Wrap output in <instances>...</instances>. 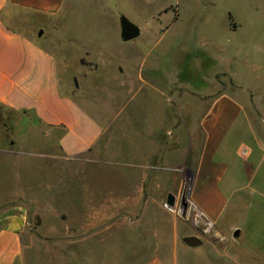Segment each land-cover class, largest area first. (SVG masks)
Returning <instances> with one entry per match:
<instances>
[{"label": "rangeland", "instance_id": "374dc122", "mask_svg": "<svg viewBox=\"0 0 264 264\" xmlns=\"http://www.w3.org/2000/svg\"><path fill=\"white\" fill-rule=\"evenodd\" d=\"M122 15L140 26L139 37L122 41ZM8 20L57 56L63 90L110 125L104 143L81 163H62L34 153L54 150L37 120L0 109V199L8 198L0 201V209L16 203L27 207L29 225L23 240L29 245L28 264H69L73 252L78 257V246L43 241L76 235L66 228L81 224L80 207L86 203L81 199L86 195L89 210L100 198L112 212L114 194L126 195L131 186L140 187L145 164L152 166L153 174L146 191L161 195L166 208L169 192L156 183L168 180L167 188L178 203L171 213L192 224L196 217L188 202L187 167L183 168L185 185L157 175L170 165L164 155L166 145L173 144L168 132L172 115L183 114L181 122L188 115L193 118L190 125H183L188 136L198 130L195 118L206 112L218 92L235 91L243 83L254 96L259 90L264 100V0H67L56 16L16 8ZM130 157L142 166L129 168L128 163L117 162ZM18 193L21 199H10ZM181 198L188 203L186 208L181 207ZM257 219L244 223L236 217L233 224L244 223L253 232ZM155 221L151 212L141 223L154 225ZM116 223L131 222L121 218ZM103 235L112 241L111 233ZM108 247L105 243L93 253L106 259ZM219 247L198 249L201 263L210 264V259L214 264L232 260L264 264L261 249L249 248L247 230ZM74 256L71 260L78 261Z\"/></svg>", "mask_w": 264, "mask_h": 264}, {"label": "crops", "instance_id": "0c3cea01", "mask_svg": "<svg viewBox=\"0 0 264 264\" xmlns=\"http://www.w3.org/2000/svg\"><path fill=\"white\" fill-rule=\"evenodd\" d=\"M66 1L0 0V108L32 117L44 128V136L54 143V150L42 148L34 153L71 164L81 163L99 148L108 137L110 125L63 90L57 56L8 20V14L16 8L56 16ZM252 92L248 84L242 83L235 91L216 93L206 112L195 118L197 135L195 129L188 136L183 132L184 123L190 125L189 120L193 121L190 115L182 122L183 114L172 115L173 127L168 132L173 144L166 145L164 155L170 165L166 172L157 175L172 177L175 184L185 185L183 168L187 167L191 174L188 202L196 217L192 224L189 219L172 214L175 211L163 208L161 195L146 191L153 174L149 170L152 166L145 164V172L139 177L140 187L133 190L131 186L126 195L114 194L112 212L105 209L100 198L89 210L86 195L81 199L86 201L80 207L81 224L66 228V232L76 235L46 239L43 243L78 246V257L76 252L71 256L72 259L75 255L78 261L70 259L69 264H202L198 249H220V245L230 244L247 230L249 248H260L264 255V100L259 90L256 96ZM156 117L162 122L161 116ZM129 144L132 146L133 142ZM157 151L163 152L159 148ZM130 158L117 162L128 163L129 168L142 166L136 157ZM161 180L157 187L173 192L167 188L168 180ZM21 196L18 193L10 199ZM151 212L156 215L154 225L142 224V218ZM28 217L24 203L0 209V264H28L29 245L23 240L28 232ZM236 217L244 223L258 218L259 225L251 232L244 223L240 227L233 224ZM121 218H128L131 223H116ZM107 219L112 223H106ZM237 229L240 234L235 236ZM106 232L112 234V241L103 235ZM187 237H196L198 242L190 244ZM105 243L109 245L106 253L110 257L102 260L93 249Z\"/></svg>", "mask_w": 264, "mask_h": 264}, {"label": "water", "instance_id": "95a60500", "mask_svg": "<svg viewBox=\"0 0 264 264\" xmlns=\"http://www.w3.org/2000/svg\"><path fill=\"white\" fill-rule=\"evenodd\" d=\"M121 39L124 42L133 40L137 37L140 36L141 34V28L138 24L134 23L131 21L127 16L122 15L121 19ZM43 31H40V34H42ZM199 96V95H197ZM177 203V198L176 195L173 194L172 192L168 193L167 199H166V204L170 207H174ZM187 204L184 205V208H186ZM240 234V230L237 229L234 232L235 236H238ZM186 241L190 244H195L198 242V239L196 237H187Z\"/></svg>", "mask_w": 264, "mask_h": 264}, {"label": "built area", "instance_id": "2783aa9c", "mask_svg": "<svg viewBox=\"0 0 264 264\" xmlns=\"http://www.w3.org/2000/svg\"><path fill=\"white\" fill-rule=\"evenodd\" d=\"M166 207H167L168 209H170L171 211H176V210H177L176 207H170V206H168L167 204H166Z\"/></svg>", "mask_w": 264, "mask_h": 264}, {"label": "flooded vegetation", "instance_id": "af4514ba", "mask_svg": "<svg viewBox=\"0 0 264 264\" xmlns=\"http://www.w3.org/2000/svg\"><path fill=\"white\" fill-rule=\"evenodd\" d=\"M186 204V202H185V199L183 198L182 200H181V202H180V205H185Z\"/></svg>", "mask_w": 264, "mask_h": 264}, {"label": "trees", "instance_id": "16d2710c", "mask_svg": "<svg viewBox=\"0 0 264 264\" xmlns=\"http://www.w3.org/2000/svg\"><path fill=\"white\" fill-rule=\"evenodd\" d=\"M1 109V108H0Z\"/></svg>", "mask_w": 264, "mask_h": 264}]
</instances>
